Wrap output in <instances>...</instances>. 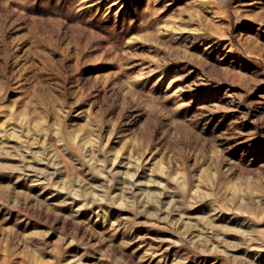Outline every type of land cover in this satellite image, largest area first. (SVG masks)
<instances>
[{
    "label": "rangeland",
    "instance_id": "rangeland-1",
    "mask_svg": "<svg viewBox=\"0 0 264 264\" xmlns=\"http://www.w3.org/2000/svg\"><path fill=\"white\" fill-rule=\"evenodd\" d=\"M0 264H264V0H0Z\"/></svg>",
    "mask_w": 264,
    "mask_h": 264
}]
</instances>
